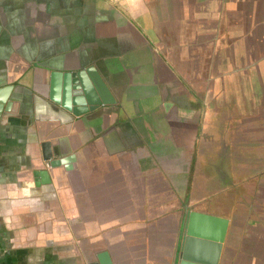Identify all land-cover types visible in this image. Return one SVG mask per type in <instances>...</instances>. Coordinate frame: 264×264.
<instances>
[{
	"label": "crops",
	"instance_id": "crops-1",
	"mask_svg": "<svg viewBox=\"0 0 264 264\" xmlns=\"http://www.w3.org/2000/svg\"><path fill=\"white\" fill-rule=\"evenodd\" d=\"M87 67L110 102L73 117L50 94ZM188 211L264 264V0H0V264H177Z\"/></svg>",
	"mask_w": 264,
	"mask_h": 264
},
{
	"label": "water",
	"instance_id": "water-1",
	"mask_svg": "<svg viewBox=\"0 0 264 264\" xmlns=\"http://www.w3.org/2000/svg\"><path fill=\"white\" fill-rule=\"evenodd\" d=\"M63 93L58 100L50 94V101L73 117H79L102 105L109 104V93L100 77L87 67L76 72L62 74ZM97 95V98L94 95ZM45 147V146H44ZM48 153V152H47ZM45 159L49 157L44 156ZM74 161V156L51 160L50 167L66 165ZM228 220L213 215L188 211L183 223L177 264H220ZM100 263L108 264L98 257Z\"/></svg>",
	"mask_w": 264,
	"mask_h": 264
},
{
	"label": "rangeland",
	"instance_id": "rangeland-1",
	"mask_svg": "<svg viewBox=\"0 0 264 264\" xmlns=\"http://www.w3.org/2000/svg\"><path fill=\"white\" fill-rule=\"evenodd\" d=\"M217 95V93H214V92H211L209 93V107H210V110L211 112H214L215 110L218 109V104H220L219 101V97ZM230 117L225 116V118L223 117H220V113H210L209 116H208V119L205 120V122L203 123V127H204V130H205V133L207 134L208 132L211 133L212 131V134L211 136L207 135L206 134H202L203 135V143H205V141H209L210 139L213 141V145L212 147L213 148H216L217 144H216V141H217V128H223L225 131H228V129L232 128V120L229 119ZM216 133V134H215ZM225 142L228 143H231L232 142V139H231V136L226 134L225 138H224ZM227 145V144H226ZM215 151L214 150H211L210 152L208 151V154H206L207 152L205 151L204 155H200L197 159L198 161V165H197V180L200 178V177H204V178H200L199 181L197 183H195V186H199L200 188V191L196 192L197 191V188H195L194 190V197L196 200H199L202 196L205 198V196H211V195H215L216 194V189L214 191H210L208 190V195L207 193H205V189L208 188V186H212V176H215V172H216V166L214 165V160L215 159V154L214 153ZM198 156V155H197ZM207 164H211V168L208 169V172L209 174H212V176L210 175H206L205 173H207ZM210 166L208 165V168ZM201 171V172H200ZM203 174V175H202ZM204 174L206 176H204ZM206 179V180H205ZM210 184V185H209ZM200 195V197H196V195ZM209 200V199H208ZM230 204H232V202H230Z\"/></svg>",
	"mask_w": 264,
	"mask_h": 264
}]
</instances>
